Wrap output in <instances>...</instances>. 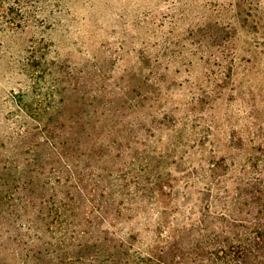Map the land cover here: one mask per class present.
I'll return each mask as SVG.
<instances>
[{
    "label": "rangeland",
    "instance_id": "rangeland-1",
    "mask_svg": "<svg viewBox=\"0 0 264 264\" xmlns=\"http://www.w3.org/2000/svg\"><path fill=\"white\" fill-rule=\"evenodd\" d=\"M0 264H264V0H0Z\"/></svg>",
    "mask_w": 264,
    "mask_h": 264
},
{
    "label": "trees",
    "instance_id": "trees-1",
    "mask_svg": "<svg viewBox=\"0 0 264 264\" xmlns=\"http://www.w3.org/2000/svg\"><path fill=\"white\" fill-rule=\"evenodd\" d=\"M55 143H56L55 138L51 134L47 133V146H50L51 147ZM256 239H257V237H256ZM258 239L261 240L262 239L261 236H258ZM222 251L223 252H226L225 250H222Z\"/></svg>",
    "mask_w": 264,
    "mask_h": 264
}]
</instances>
